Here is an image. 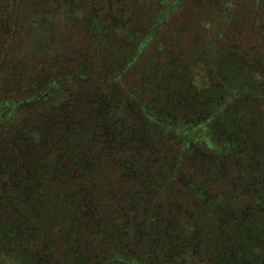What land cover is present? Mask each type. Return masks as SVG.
I'll list each match as a JSON object with an SVG mask.
<instances>
[{"label": "trees", "instance_id": "obj_1", "mask_svg": "<svg viewBox=\"0 0 264 264\" xmlns=\"http://www.w3.org/2000/svg\"><path fill=\"white\" fill-rule=\"evenodd\" d=\"M103 1L5 55L0 264H264V0Z\"/></svg>", "mask_w": 264, "mask_h": 264}, {"label": "rangeland", "instance_id": "obj_2", "mask_svg": "<svg viewBox=\"0 0 264 264\" xmlns=\"http://www.w3.org/2000/svg\"><path fill=\"white\" fill-rule=\"evenodd\" d=\"M70 4L73 9L70 8ZM84 0H0V83L6 80L3 75L4 58L7 53L12 55H32L34 47L29 46L28 37L30 34L37 35V32H51L49 41L45 44L47 52L56 50L53 46L52 40L67 39L66 34L71 28L67 27L65 14H73L79 7H82ZM105 11L113 15L116 5L112 4L110 0L104 2ZM176 2L168 3V9L175 6ZM109 10V11H108ZM45 20L49 22V30L42 26L38 28L35 22ZM75 20V19H74ZM73 28L71 34L77 33L79 22L73 21ZM105 26L109 29L106 41L108 43H118L123 40L127 32L126 26L121 22L118 24L106 23ZM16 60L11 64H7V68L13 72L16 70L14 65ZM8 70V69H7ZM55 91H52L54 94ZM52 96V95H51ZM47 94L42 95L46 99ZM36 96L34 99H37ZM50 98V97H49ZM33 99V98H32ZM42 100V99H41Z\"/></svg>", "mask_w": 264, "mask_h": 264}]
</instances>
